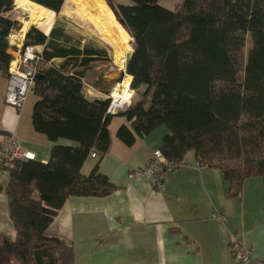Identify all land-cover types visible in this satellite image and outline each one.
I'll return each instance as SVG.
<instances>
[{"label":"trees","instance_id":"obj_1","mask_svg":"<svg viewBox=\"0 0 264 264\" xmlns=\"http://www.w3.org/2000/svg\"><path fill=\"white\" fill-rule=\"evenodd\" d=\"M27 1L56 15L65 2ZM103 1L131 38L125 72H108L107 52L94 40L82 43L68 34L59 17L48 36L35 27L25 35L22 51L42 47V77L30 89L38 98L32 125L52 147L46 163L16 161L8 169L3 191L15 238L1 235L0 250L16 264H37L39 251L52 257L51 264H74L72 246L51 236L49 226L69 198H102L119 189L99 170L114 116L107 113L110 99H89L87 84L109 96L124 73L131 78V104L116 114L132 131L122 127L117 133L127 146L135 136L165 126L163 156L179 165L193 153L198 164L222 173L227 197H238L250 178H261L264 186V0H182L176 10L159 0ZM13 8L14 0H0V73L5 77L13 59L7 39L21 28L7 16ZM247 36L252 47L244 60ZM100 66L107 74L99 70L96 80L88 79ZM92 151L97 163L85 176L81 169Z\"/></svg>","mask_w":264,"mask_h":264},{"label":"crops","instance_id":"obj_2","mask_svg":"<svg viewBox=\"0 0 264 264\" xmlns=\"http://www.w3.org/2000/svg\"><path fill=\"white\" fill-rule=\"evenodd\" d=\"M52 27L37 29L48 36ZM10 46L12 53L20 48L16 43ZM100 47L112 62L107 48ZM36 48L42 51V47ZM99 70L104 67L90 72L88 79L96 80ZM6 90L7 77L0 73V139L15 134L34 160L46 163L52 144L32 125L38 98L30 91L17 109L6 105ZM86 95L89 99L108 98L89 84ZM116 114L108 125L109 145L99 170L119 189L102 198H69L48 228L51 236L72 246L74 264H236L232 250L237 245L249 247L253 257L264 264L262 179L244 181L240 195L229 198V184L222 173L198 164L194 154L188 153L176 172L165 175L163 191H157L147 179L131 178L130 173L147 165L153 151L160 149L167 128L160 126L143 138L135 136L127 146L117 133L122 127L132 131L125 118ZM57 144L71 145L66 140ZM96 163L97 158H88L81 173L88 175ZM6 181L7 176L0 177V236L14 240L9 198L3 191ZM215 213L222 214L225 222H215ZM3 258L10 257L0 250V260L16 264L12 258Z\"/></svg>","mask_w":264,"mask_h":264},{"label":"built area","instance_id":"obj_3","mask_svg":"<svg viewBox=\"0 0 264 264\" xmlns=\"http://www.w3.org/2000/svg\"><path fill=\"white\" fill-rule=\"evenodd\" d=\"M12 56L13 59L8 67L5 103L19 109L25 102L38 74V65L42 60L41 50L36 47H26L23 51L18 49ZM113 102L107 109V113L110 115H114L124 105L114 107ZM90 158L96 159V152L92 151ZM27 160H34V156L23 148L21 141L15 134L11 133L0 139V177L8 175V169L14 162ZM179 166L168 161L160 150H155L147 165L131 172L130 177L145 178L154 189L163 191L165 175L176 172ZM212 219L217 223L225 222V217L219 213H215ZM232 256L236 264H262L253 257L252 250L244 245L235 246L232 250Z\"/></svg>","mask_w":264,"mask_h":264},{"label":"bare ground","instance_id":"obj_4","mask_svg":"<svg viewBox=\"0 0 264 264\" xmlns=\"http://www.w3.org/2000/svg\"><path fill=\"white\" fill-rule=\"evenodd\" d=\"M17 9L25 11L30 14L33 20L40 22L39 27L47 31L52 22L53 12H47L45 17L39 16L38 8L42 7L35 5L27 0H14ZM72 10L68 13L76 19L87 21L99 34L108 40L112 47L115 49V59L117 63L123 67L126 61L127 52H130L128 48L130 37L126 32L115 22L112 14L109 12L106 6H104L102 0H68ZM35 7H33V6ZM45 10V9H43ZM47 11V10H46ZM26 29H23V32ZM118 31L120 32L119 34ZM127 46V49H126ZM130 46V45H129ZM129 49V50H128ZM129 77L126 76L125 80L120 84L119 90L115 89L112 93L113 106L120 107L121 105L128 103L132 94L129 89Z\"/></svg>","mask_w":264,"mask_h":264},{"label":"rangeland","instance_id":"obj_5","mask_svg":"<svg viewBox=\"0 0 264 264\" xmlns=\"http://www.w3.org/2000/svg\"><path fill=\"white\" fill-rule=\"evenodd\" d=\"M103 1V0H102ZM119 3H122V4H125L126 1L125 0H117ZM182 0H159V5L168 9V10H176L177 8H179L180 4H181ZM34 4V3H33ZM103 4L104 6H106L107 4H105V2L103 1ZM36 5V4H35ZM33 6V5H32ZM17 6H15V1H14V8L11 12L7 13V16L12 18L13 20L17 21L20 25H21V28L19 31H16V32H13L10 34V36L8 37V42H9V45L11 43H16V44H20V48L19 49H22L23 47V43H24V39H25V35L27 33V31L29 30V28L31 27H35V28H39V25H40V22L38 20H33L31 17H30V20L28 19L30 14L25 12V11H22V10H19L16 8ZM35 7V6H33ZM107 7V6H106ZM43 8V7H42ZM45 9V8H43ZM41 8H38V10L36 11V13L40 12L39 16H43L45 17L47 15V12H49L47 9L43 10ZM107 9L109 10V12L112 14L113 16V13L112 11L110 10L109 7H107ZM47 10V11H46ZM72 10V7L70 5V3L68 2V0H65L63 6H62V9L60 11V13L58 15H56L54 12H53V18H52V22H51V26L53 25L54 21H56L58 19V17L60 19H64V24H65V27H66V30L74 37V38H77L79 39L80 41H82L83 43L87 42V41H90V40H94L96 41L100 46H103V47H106L108 52H109V55L110 57L112 58V62H111V65L110 68H114V69H118V70H124L125 69V65H126V62H127V59L129 58V56L131 55L132 53V49H131V46H132V43L130 45V41H129V45H128V48L130 49V52L128 51L127 52V55H126V61L124 62V65H122L123 67H121L116 59H115V54H116V51L115 49L112 47L111 43L106 40L104 37H102L99 32H97L87 21H83V20H79V19H76L74 18L73 16H71L68 12ZM52 12V11H50ZM113 19L115 20V22L118 24V22L116 21L115 17L113 16ZM119 25V24H118ZM50 26V27H51ZM120 26V25H119ZM121 27V26H120ZM26 29L25 30V33L22 35L23 33V29ZM122 28V27H121ZM44 31V30H43ZM120 32L118 31L117 34H119ZM22 41V42H21ZM22 43V44H21ZM252 47V42L250 40V37L247 36L246 37V43H245V48H244V51L242 53V56H243V59L245 60L246 57H247V53L248 51L251 49ZM126 49H127V46H126ZM128 49V50H129ZM13 53L11 52V55ZM127 76V75H126ZM125 76V73H124V77L121 81V83L125 80L126 78ZM128 77V76H127ZM116 84L114 85V87L112 88L111 92H110V95L108 96V98L110 99V103L113 102V98H112V93L115 89L119 90L120 88V84ZM129 84H130V81H129ZM128 84V85H129ZM134 94V93H133ZM133 94H131V97H130V100L128 103H125L121 108H119L117 112H122L124 111L130 104H131V101H132V97H133ZM124 107V109H123ZM123 109V110H122ZM122 110V111H121ZM115 113V114H116ZM3 259H11V258H3ZM0 264H8V261L7 260H0Z\"/></svg>","mask_w":264,"mask_h":264},{"label":"water","instance_id":"obj_6","mask_svg":"<svg viewBox=\"0 0 264 264\" xmlns=\"http://www.w3.org/2000/svg\"><path fill=\"white\" fill-rule=\"evenodd\" d=\"M123 72H125V69L123 70ZM126 75V74H125ZM42 76L40 74H37L36 75V79H39L41 78ZM46 257L47 258V261L44 262L43 261V258ZM34 260L37 264H51L52 262V257L47 254L46 251H39V252H36L35 255H34Z\"/></svg>","mask_w":264,"mask_h":264}]
</instances>
